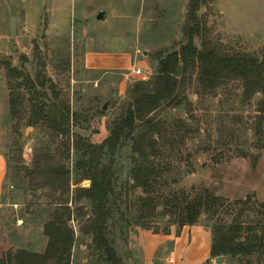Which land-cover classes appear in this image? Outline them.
I'll return each instance as SVG.
<instances>
[{
  "label": "rangeland",
  "instance_id": "obj_1",
  "mask_svg": "<svg viewBox=\"0 0 264 264\" xmlns=\"http://www.w3.org/2000/svg\"><path fill=\"white\" fill-rule=\"evenodd\" d=\"M187 9L188 0H0V264L21 251L43 255L45 224L67 209L63 235L72 237L71 264H101L86 231L90 209L72 202L75 189L89 182L53 171L72 170L74 136L93 145L108 137L135 82L154 77L156 55L183 43ZM199 14L203 39L217 53L263 55L264 0H204ZM136 68L145 80L132 75ZM177 93L182 104L154 114L168 127L155 150L159 194L190 200L207 191L219 202L181 229L161 203L146 229L118 222L111 237L123 264H217L209 225L226 226L239 216L242 238L264 228V115L260 140L255 134L260 95L244 99L238 80L204 93L195 71ZM41 103L69 109V137L37 115ZM128 152L124 147V158ZM131 186L123 169L115 177L121 200L144 196ZM223 258L220 264H264Z\"/></svg>",
  "mask_w": 264,
  "mask_h": 264
},
{
  "label": "trees",
  "instance_id": "obj_2",
  "mask_svg": "<svg viewBox=\"0 0 264 264\" xmlns=\"http://www.w3.org/2000/svg\"><path fill=\"white\" fill-rule=\"evenodd\" d=\"M203 3L204 0H188L181 28L183 43L176 50L156 55L154 77L135 82L122 111L109 126L108 137L101 144L93 145L80 136H74L72 170L59 167L53 171L58 178L68 179L74 175L77 184L89 182L88 188L75 189L72 202L85 201L90 209L86 231L92 236L93 251L101 264H123L111 237L118 222L127 228L140 226L146 229L161 203L164 209L170 210L174 223L181 229L196 224L203 212L212 209L213 202H219L207 191L190 200L176 195L162 199L159 194L162 168L155 150L157 141L166 139L168 127L157 122L154 114L157 110L184 102L177 91L188 71H195L197 86L204 93L211 94L223 84L238 80L242 84L244 99L260 95L257 107L259 122L255 133L260 140L264 115V52L261 57L228 56L209 47L203 39V21L199 14ZM26 81L29 89H34L30 78ZM35 111L52 132L63 138L69 137V123L73 115L71 117L68 108L41 103L36 105ZM124 147L129 150L126 158L123 156ZM105 160L107 163H104ZM123 169L131 179V189H141L143 197L132 201L121 200L115 189V177ZM244 202L238 201L237 204ZM66 217H69L68 209L67 213L45 224L44 235L48 238V246L43 255L21 251L15 254L10 264H46L50 259H54L55 264H71L72 237L70 234L63 235ZM207 228L212 235V258L264 259V228L242 238L239 216L229 225L215 224Z\"/></svg>",
  "mask_w": 264,
  "mask_h": 264
},
{
  "label": "water",
  "instance_id": "obj_3",
  "mask_svg": "<svg viewBox=\"0 0 264 264\" xmlns=\"http://www.w3.org/2000/svg\"><path fill=\"white\" fill-rule=\"evenodd\" d=\"M96 20H98V21H102V20H103V14H102V13L98 14V15L96 16ZM177 111L183 113V112H184V107H183L182 105L179 106V107H177ZM223 260H224L223 257L217 258V259H216V263H217V264H220V262H222Z\"/></svg>",
  "mask_w": 264,
  "mask_h": 264
},
{
  "label": "built area",
  "instance_id": "obj_4",
  "mask_svg": "<svg viewBox=\"0 0 264 264\" xmlns=\"http://www.w3.org/2000/svg\"><path fill=\"white\" fill-rule=\"evenodd\" d=\"M132 75L135 77H139L142 80L146 79V76L143 74V71L140 68H136L132 71Z\"/></svg>",
  "mask_w": 264,
  "mask_h": 264
},
{
  "label": "crops",
  "instance_id": "obj_5",
  "mask_svg": "<svg viewBox=\"0 0 264 264\" xmlns=\"http://www.w3.org/2000/svg\"><path fill=\"white\" fill-rule=\"evenodd\" d=\"M96 66H97V65H96ZM96 66H95V67H96ZM98 67H99V65H98Z\"/></svg>",
  "mask_w": 264,
  "mask_h": 264
}]
</instances>
